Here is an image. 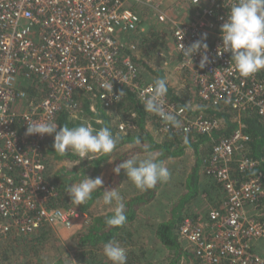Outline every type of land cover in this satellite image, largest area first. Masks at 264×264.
Returning <instances> with one entry per match:
<instances>
[{"label":"built area","instance_id":"1","mask_svg":"<svg viewBox=\"0 0 264 264\" xmlns=\"http://www.w3.org/2000/svg\"><path fill=\"white\" fill-rule=\"evenodd\" d=\"M182 2L191 13L179 20L181 15L166 11L163 0H0V239L30 236L41 228L89 226L86 212L54 206L59 193L46 176V144L54 134L26 135L27 124L57 123L64 111L78 110L77 95L87 94L101 103L120 132L133 129L136 114L119 109L126 95L119 102L115 96L129 91L144 109L150 95L154 81L142 76L137 37L145 34L140 12L146 8L169 26L179 68L191 72L202 103L229 106L238 118H264L263 71L241 76L231 54L220 49V27L235 0ZM203 34L208 59L201 68L204 49L191 61L181 48ZM110 81L111 95L104 87ZM164 101L181 126L151 113L160 132L212 136L221 126L178 105L168 92ZM249 142L240 127L213 140L203 159L201 174L208 187L218 188L217 204L205 214L187 215L177 230L197 264H264V175L243 178L261 163L248 156Z\"/></svg>","mask_w":264,"mask_h":264},{"label":"trees","instance_id":"2","mask_svg":"<svg viewBox=\"0 0 264 264\" xmlns=\"http://www.w3.org/2000/svg\"><path fill=\"white\" fill-rule=\"evenodd\" d=\"M140 36H143L140 34ZM151 39L141 42V49L150 50L154 46H150L153 43L149 42ZM158 42V39L155 40ZM264 74V70H262ZM157 78H164L163 73L158 72ZM165 79V78H164ZM167 86V85H166ZM168 88V94L172 100L178 105L191 110L193 109L194 99L189 97L184 99L183 96L176 93L175 90ZM31 94L34 91H30ZM78 99V110L74 113L70 111H64L60 114L57 120L58 126L67 125L69 127L79 126L82 123L90 124L94 130H99L104 127H108L113 135L119 136V142L112 153L99 156L97 159L89 160L87 158L81 160V158L69 151L65 154H60L54 151L52 145L54 138L48 141L46 154L49 156L51 162H56L57 165L61 161H70L74 165L69 167L52 169L53 163L48 162V173H46L47 179L57 187L59 196L55 201L54 206L59 208H78L82 211H86L94 201L101 197L106 191L105 188L97 189L92 193V198L86 201L81 206H77L75 203H71V198L68 194L70 185L79 183L85 176L92 178L99 172L97 165L103 161L109 159L113 153L121 147L131 146V149L122 155L123 160L137 158L138 156L150 153H157L156 160L164 162L167 159H173L183 157L188 151L195 157V165L189 180L186 192L180 199L174 200L171 204V209L168 211L170 217L168 220L159 222L158 224H150L154 230L155 238L158 239L159 245L162 246V250L165 255V261H145L141 256H137L133 250L131 239L132 232L127 230V224L134 222L137 219V215L141 212L142 207L151 204L157 196L159 190L163 185H166L165 181L158 182L152 189L137 191L133 195H129L125 203V215L126 221L122 226H110L106 223L107 219L113 214L112 212H104L99 215H91L92 222L90 226L82 231L76 237V250L75 256L85 257L86 255H92L88 258V264H111L106 258H101L99 255L103 251V246L109 241H116L126 249L127 252V264H179L181 261H193L197 264L194 256L185 250L182 245V241L179 239L177 230L183 219L189 215L186 214L187 208L192 202L200 196L202 186L200 183V172L203 166V159L210 153V149H206L210 143L215 140L218 141L224 137H228L238 128L242 129L250 136V142L247 147V154L250 158L261 162L254 170L247 172L243 175V178L255 177L258 173L262 172L264 175V118L257 115L247 114L241 118H238L235 111L229 106L214 108L210 105L204 104L199 100L198 107L195 109L210 118H214L220 121V128L216 130L212 136L205 135H187L180 136L173 133H164L158 130L155 133L150 128V124H153L156 128L155 121L151 113L145 111L140 103L136 100L135 96L126 91V99L120 104L119 109L123 111L124 115L128 112L135 113L136 118L134 120V128L129 130L128 133H122L117 128L113 117L110 116L103 108L100 102H93L87 94H79L76 96ZM198 102V101H197ZM96 103V104H94ZM124 106V107H123ZM156 131V130H155ZM165 134L162 140L156 139L155 134ZM139 141V143H137ZM51 169V170H50ZM122 179V178H121ZM111 189V188H110ZM213 192L210 190H203L204 194H208L213 199L215 193V187L213 186ZM207 196V197H208ZM218 196V195H217ZM87 213V212H86ZM46 228H41L32 236H35L36 241H44ZM26 236H10L4 240L17 241L22 240ZM34 241V240H32ZM12 243V244H14ZM17 246V245H16Z\"/></svg>","mask_w":264,"mask_h":264},{"label":"clouds","instance_id":"3","mask_svg":"<svg viewBox=\"0 0 264 264\" xmlns=\"http://www.w3.org/2000/svg\"><path fill=\"white\" fill-rule=\"evenodd\" d=\"M223 52L231 54L234 67L243 77L251 76L264 70V0H235L227 12V18L220 27ZM207 34H203L201 40L193 42L187 48L182 45L183 55L192 61L193 54L204 49L200 61L203 68L207 62V43L203 42ZM220 52L218 54H222ZM167 81L158 78L150 87V95L144 100V110L158 115L163 121L173 127L179 128L181 122L176 116L165 110L164 97L168 92ZM110 92L113 91L112 82L104 85ZM126 93L120 90L115 96L119 102ZM39 134L41 136L54 134V151L65 154L69 151L77 154L81 160L96 159L98 156L113 152L119 136L113 135L108 127L94 130L90 124L82 123L79 126H58L52 120L38 121L27 124L26 135ZM139 143V141H137ZM121 169L125 170L127 179H130L137 189L146 191L156 186L158 182L167 181L170 172L163 162L157 161L149 155L143 160L131 158L124 160L113 168L115 174ZM103 187L101 177L90 178L85 176L79 183L70 185L68 194L71 203L81 206L92 198V193ZM102 200L104 205L112 206L113 214L106 223L110 226H122L126 221L125 203L122 196L115 188H105ZM104 256L111 264H127L126 249L116 241H109L103 246Z\"/></svg>","mask_w":264,"mask_h":264},{"label":"rangeland","instance_id":"4","mask_svg":"<svg viewBox=\"0 0 264 264\" xmlns=\"http://www.w3.org/2000/svg\"><path fill=\"white\" fill-rule=\"evenodd\" d=\"M163 1L167 6L166 11H169L171 15H176L177 11L179 10L178 6L181 0ZM139 10L140 9H138V11ZM140 15L143 19V28L145 29V35L142 34L143 36H137L140 43L139 62L141 61V55L145 54L146 59L149 62V67H151L148 68L146 66H140V68L141 71L143 70L142 74L145 80H156L158 79V72L161 70L163 64V69H165L166 61L168 62L172 59L171 55L174 56L172 36L169 26L158 22L154 10L146 8L145 10H142L140 12ZM149 39H151L149 42L153 43L150 46H155L150 50L146 49L147 47H145L144 50L141 49V42L143 41L144 43ZM157 39L158 42L155 41ZM160 53H163V55L165 54L167 58L159 55ZM176 87L178 89L180 88L179 85H176ZM194 101H196V99ZM149 126L155 133H158L157 127L155 128L153 124H150ZM155 135L156 139L162 140L165 134L159 133ZM210 147L211 144L206 149L208 150L210 149ZM149 155L156 159L157 155L159 154H144L138 156L136 159L138 161L143 160ZM181 159L183 160L177 161L175 167L169 165L170 169L173 170L170 171V178L165 181L166 185H163L159 190L157 198L152 201L151 204L143 206V211L139 212V214L137 215V219L134 222L127 224L126 229L130 230L133 234L131 239L132 245L135 244V246H133V250L137 256H141L144 259L143 262L153 261L156 263L157 261H165L166 257L162 250V246L159 245L158 239L155 238L154 230L150 226V224H158L161 221L168 220L170 217L168 211L171 209L172 202L174 200L180 199L182 194H184V192L186 191L188 182H185V189L182 186V182H184V179L187 178V173L184 172V168H182L181 166H185L191 163L194 159V155L189 152L186 153L184 158ZM123 161L124 160L119 157L115 163L111 162L112 168L116 167ZM49 162H51V159ZM62 162L65 163L64 161ZM57 166V163L53 162V166H51V168L54 169V167L57 168ZM121 171L126 175V172L123 169H121ZM215 191L218 192V188L215 187ZM198 198H200V196ZM206 199L209 202H213H211V206L206 201L199 202V207L205 208L204 212H207L212 206H215L218 200L216 195L213 196V199L210 198V196H208V198ZM100 207H103L102 210ZM105 209H112V206L104 205L103 203L100 205H96L95 202L92 203V205L87 208L85 212H87L92 222L93 220L91 215L96 216L101 213L107 212L104 211ZM109 212L112 211L109 210ZM86 228L87 225L84 224L81 226H76L75 228H72L70 230L62 228H47V235L45 236V239L43 238L44 241H36L34 239L35 236L32 235L23 237L22 240L17 241V243H14L13 241L9 242L8 240H4L3 238H1L0 264H88L87 260L88 258H91L92 255L88 254L85 257L78 256L77 258L75 256L76 237L80 232L85 231ZM182 245L184 246V248H187V244L185 242H182ZM187 252L190 253L188 250ZM99 255H102L101 258L105 257L103 251L100 252ZM179 264H195V262H188L183 260Z\"/></svg>","mask_w":264,"mask_h":264},{"label":"crops","instance_id":"5","mask_svg":"<svg viewBox=\"0 0 264 264\" xmlns=\"http://www.w3.org/2000/svg\"><path fill=\"white\" fill-rule=\"evenodd\" d=\"M182 7H183V2L181 3V1H180L179 6H178L179 10L177 11V14H176L179 16L181 15V18H179V20L184 19V18H188L189 14L191 13V11L188 9L187 5H186V7L184 5L183 10H182ZM176 15H174V16H176ZM171 56H172V59L168 62L166 61V63H165L166 68L163 69V66H164V64H163V66L161 67V70L159 72L163 73V76L167 81V87L175 90L176 93L183 96L184 99H188L189 97L193 98L194 100L196 99V101H194V103L192 105V106H194L193 110H195L198 107V103H199V98L197 95V90H198L197 87L198 86L195 84V82H193L192 74L189 70L179 68L180 60H179L178 56L175 54V52H174V56L173 55H171ZM139 66H141V67L146 66L148 68H151V67H149V62L147 61L145 54L141 55V61L139 62ZM142 72H143V70L141 71V73ZM142 76H143V74H142ZM171 79H173V80H171ZM151 81H155V80H151ZM176 85H179L180 88L178 89L176 87ZM23 86H28V83H25ZM28 91L30 92V91H34V90L32 88H29ZM194 113H197V111H195ZM130 149H131V146H124V147H121L118 150H116L109 159H107V160H105L102 163L97 165L99 172L92 177V178H96V177L102 178L103 187H98V189L99 188H101V189H103V188H108V189L115 188L119 192V194L122 196L123 202H125L128 199L129 195H133V194H135V192L137 193V191L140 193L141 190L137 189L136 186L134 185V183L130 179H127L126 175L124 173H122V171L118 175L115 174L113 172V168H115V167L112 168L111 162L115 163L119 157H122V155L125 154ZM189 152H191V151H189ZM189 152H187V153H189ZM181 158H184V156L178 157V158H173V159H167L164 162V166L167 167L169 169V172H170L173 169H170L169 165H172V167H175V165L177 164L176 163L177 161L183 160ZM64 162L65 163H63L61 161L58 164L57 169H58V167L59 168L67 167V166L71 167L74 165L70 161H64ZM194 163H195V157L191 163H189L185 166H181L182 168H184V172L187 173V178L186 179L183 178L184 179V182H182L183 188L185 186V182L187 180H189V176L192 173ZM181 167H179V168H181ZM201 173H203L202 168H201V172L199 174L200 175V183L202 186L200 198L195 199L192 202V204L186 210V214L189 213L192 216L193 215H202V214L207 213V212H204L205 211L204 207H199L200 201H206L210 204V206H211V202H213V201L209 202L206 199V198H208L207 197L208 194L203 193V190L208 191V189H209L210 192H213L214 190L207 186L206 182L208 183V180L206 179L204 174H201ZM215 194H216V196L218 195L217 193H215ZM102 197H103V195L101 197H99L96 201H94L93 203L96 202V205L102 204L103 203ZM100 208L102 210L103 207H100ZM109 210L112 211V209H105L104 211H109ZM141 211H143V210H141Z\"/></svg>","mask_w":264,"mask_h":264},{"label":"bare ground","instance_id":"6","mask_svg":"<svg viewBox=\"0 0 264 264\" xmlns=\"http://www.w3.org/2000/svg\"><path fill=\"white\" fill-rule=\"evenodd\" d=\"M124 107V106H123Z\"/></svg>","mask_w":264,"mask_h":264}]
</instances>
